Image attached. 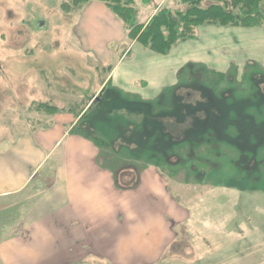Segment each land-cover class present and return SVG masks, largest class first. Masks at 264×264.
Instances as JSON below:
<instances>
[{"label": "rangeland", "instance_id": "obj_1", "mask_svg": "<svg viewBox=\"0 0 264 264\" xmlns=\"http://www.w3.org/2000/svg\"><path fill=\"white\" fill-rule=\"evenodd\" d=\"M84 1L0 0V86L10 82L12 89L0 98V139L11 134L12 122L14 132H22L29 110L40 111L41 118L57 111L46 104L29 106L19 98L13 105V115L9 114L6 96L11 92L21 96L25 75L30 80L28 93L33 80L34 87L47 92H52L47 86L51 83L56 90L62 89L60 101L67 105L75 83L83 82L80 78L89 81L90 71L94 78L104 79L108 72L98 61L117 62L129 46L126 25L108 8L88 13ZM160 1L136 0L141 8H136L137 21L143 22ZM109 3L122 10L131 8L125 0ZM166 5L186 9L190 4L166 0ZM91 13L103 27L97 23L98 32L85 34L82 30ZM101 29L104 34H100ZM79 39L81 43L94 40L101 47L94 52L54 48L77 45ZM130 50L122 58L117 74L129 72L137 78L135 86L146 82V87L140 89L143 110L147 102L153 110L159 106L158 111L168 109L181 114L177 123L185 129L182 132L187 140L180 148L185 159L179 165L182 173L175 172L178 166L173 167L179 175L173 181L183 188L175 199L190 207L189 212H182L181 220L190 219L183 223L184 232L180 230L182 224L177 229L193 253L180 258L167 252L162 259L147 260L148 264H264V24L255 28L202 24L194 38L178 43L166 54L138 42ZM45 61L56 62L52 66L63 80L54 83L55 73L44 69ZM78 65H100L101 69L97 75L94 68ZM87 80L78 95L91 91ZM115 90L114 84H109L103 98ZM182 93H190V101L177 102ZM95 108L91 114L97 111ZM144 126L147 131L151 126L146 136L152 144L159 142V155L176 150L169 138V145L163 146L166 127L158 125L156 135L153 123L144 121ZM26 200L29 203V198ZM18 203L21 200L0 201V241L17 229L16 219L23 213ZM100 262L94 260V264Z\"/></svg>", "mask_w": 264, "mask_h": 264}, {"label": "crops", "instance_id": "obj_2", "mask_svg": "<svg viewBox=\"0 0 264 264\" xmlns=\"http://www.w3.org/2000/svg\"><path fill=\"white\" fill-rule=\"evenodd\" d=\"M136 4L134 0L135 10L139 9ZM83 5L89 8L88 13L95 8H108L126 25L104 0H85ZM162 7H167L166 0L157 3L138 24L147 25ZM86 19L82 30L85 34H95L103 27L93 13L87 14ZM126 27L131 42L122 57L117 62L99 59L108 72L106 77L99 80L88 71L89 81L80 78L83 82L75 83L69 104L63 105L60 99L64 92L51 83L47 86L52 92H47L34 87L33 80L28 93L27 75L21 96L13 92L6 96L11 109L8 113L12 115L19 98L29 106L46 104L57 111L41 118L40 111L35 116L29 110L22 132L15 133L12 122L11 134L0 139V201L21 200L18 204L23 212L16 219L17 229L0 241V264H94V260L100 264H141L162 259L167 252L180 258L193 253L177 229L182 224L180 230L184 232L183 223L190 221L181 220L182 212H189L190 207L175 199L183 188L173 181L182 173L179 165L185 160L180 149L187 142L182 132L185 129L177 123L181 114L168 109L158 111L159 106L153 110L154 106L147 102L144 111L140 89L146 87V82L135 86L137 78L129 72L117 74L122 58L132 45L140 43L129 36ZM104 33L101 29L100 34ZM81 40L77 45L54 48L94 52L101 47L94 40ZM55 64L45 61L43 67L55 73L56 84L63 76L53 68ZM100 65L77 67L94 68L93 72L99 75ZM85 80L91 91L81 97L78 94ZM109 84L118 91L105 99L103 91ZM3 87L0 86V98L4 92L12 91L10 82ZM183 94L177 102L190 100L191 94ZM94 107L97 111L91 114ZM144 121L154 124L156 135L158 125L166 127L163 146L170 143L176 150L159 155V142L152 144L146 136L151 133V126L147 131ZM176 166L177 175L173 172Z\"/></svg>", "mask_w": 264, "mask_h": 264}, {"label": "trees", "instance_id": "obj_3", "mask_svg": "<svg viewBox=\"0 0 264 264\" xmlns=\"http://www.w3.org/2000/svg\"><path fill=\"white\" fill-rule=\"evenodd\" d=\"M106 1L128 26L129 36L148 49L166 54L178 43L194 38L202 24L255 28L264 24V0H180L186 9L160 8L147 25L138 24L134 0H125L128 10ZM190 101V100H189Z\"/></svg>", "mask_w": 264, "mask_h": 264}, {"label": "flooded vegetation", "instance_id": "obj_4", "mask_svg": "<svg viewBox=\"0 0 264 264\" xmlns=\"http://www.w3.org/2000/svg\"><path fill=\"white\" fill-rule=\"evenodd\" d=\"M190 94V93H189Z\"/></svg>", "mask_w": 264, "mask_h": 264}]
</instances>
